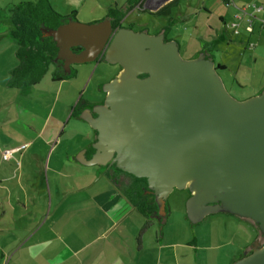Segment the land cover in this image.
<instances>
[{"label":"crops","instance_id":"0c3cea01","mask_svg":"<svg viewBox=\"0 0 264 264\" xmlns=\"http://www.w3.org/2000/svg\"><path fill=\"white\" fill-rule=\"evenodd\" d=\"M80 1L70 13L59 14L77 16L79 8L91 12L104 9L105 17L112 9L123 13L122 20L127 21L125 18L133 11L147 10L162 21L141 20V30L164 33L176 41L179 50H188L183 30L202 43L198 54L203 53L213 62L219 44L225 50L236 51L239 66L247 50L253 64L264 59L259 48L264 47V0H200L197 5L191 0L186 5L185 0H176L167 16L155 12L173 0H157L155 6L141 0V8L137 5L140 0ZM235 16L241 18L237 35L227 27ZM247 19L252 22L250 32L244 29ZM167 21L171 24L169 31L163 27ZM1 22L6 25L4 30ZM10 30L6 15L0 20V264H160L164 247L171 249L174 244H162L161 230L158 235L154 233L149 247L143 240L160 220L153 214L138 242L145 215L107 174L108 166L87 164L94 152V130L88 124L86 130H79L76 124L65 127L69 119L85 122L83 114L74 115L83 97L74 89V76L65 77L54 70L48 82L40 80L21 89L6 84L10 70L18 63L17 45ZM217 64L226 71L225 63ZM58 76L61 79H55ZM228 83L234 88L233 80ZM97 86L95 99L100 92V84ZM72 89L76 92L73 97ZM60 99L66 103L56 108ZM95 99H84L83 103L89 107L96 104ZM5 150L11 153L3 159Z\"/></svg>","mask_w":264,"mask_h":264},{"label":"water","instance_id":"95a60500","mask_svg":"<svg viewBox=\"0 0 264 264\" xmlns=\"http://www.w3.org/2000/svg\"><path fill=\"white\" fill-rule=\"evenodd\" d=\"M47 33L71 63L103 54L121 67L103 84V102L82 115L96 132L87 164L144 178L156 204L187 188L192 223L227 212L264 233V89L237 100L203 53L183 59L163 33L113 28L108 18L68 20ZM73 46L82 50L75 54ZM232 264H264V244Z\"/></svg>","mask_w":264,"mask_h":264},{"label":"rangeland","instance_id":"374dc122","mask_svg":"<svg viewBox=\"0 0 264 264\" xmlns=\"http://www.w3.org/2000/svg\"><path fill=\"white\" fill-rule=\"evenodd\" d=\"M24 1L34 0H0V20L6 18L7 9L10 5ZM186 1L189 0L184 1L185 5ZM80 2V0H49L50 5L58 13H70V9L77 8ZM199 2L200 0H191V3L194 5L199 4ZM138 8L141 7L138 6ZM104 13V9L91 12L87 9L83 11L79 8L74 20L81 23H93L104 19ZM154 18L155 20L157 18L161 23L162 19L160 17L150 16L147 10L137 9L127 15L125 18L127 21H124L123 24L133 22L130 28L135 31L140 29L139 24H141V20ZM1 23L4 30L6 25H4V22ZM167 25L171 24L167 21L163 27L167 28ZM183 27L180 26V29H184ZM169 28H167L168 31ZM153 30V25H151L150 31ZM181 33L185 38V43L188 44V50H179L180 56L183 59L196 57L199 49L203 48L202 43L194 39L193 36H187L186 31L181 30ZM259 48L264 52V47ZM248 51L245 52V61L243 57L244 63L242 62L243 64L240 66L238 65L239 58L236 51L225 50L219 44L213 52L216 66L218 62L225 63L226 71L218 69V73L223 82L226 83V90L237 100L257 95L264 87V80H262L264 79V59L259 58L258 64H253ZM233 54L235 56L231 59L230 57ZM68 57L69 55L66 53H59L57 64L49 66L41 81H51L50 77L54 70L63 75H69L72 72V76L74 77L71 82L77 87H74V89H78V92L83 94L80 102L85 100L93 101L98 88L97 84H100V92L98 93V98L95 99V103H102L105 95L102 92V86L117 76L119 67L109 64L102 59H96L89 63L75 64L71 63L72 60L70 57L68 60ZM229 79L234 81V88L229 87ZM73 93L76 92L72 89L71 97H73ZM65 103V100L60 99L56 104V108H60ZM50 105L53 106L55 103ZM33 121L35 124L37 116L34 117ZM75 124L79 130H86L88 128L87 122L76 121L74 119H69L65 127L68 129L75 126ZM113 173V178L118 184L121 178L125 181L127 180L126 177L128 175L116 173V171ZM190 195L191 192L187 188H174L162 203L157 204V207L163 208L162 212L158 208L155 214L156 220H160V223L154 229H150L143 240L146 246L149 247L151 241H154V236L158 235L161 230L163 236L161 240L162 244L164 246L165 243L174 244V248L171 249H165L164 247L160 256V264H232L235 260L249 253L251 251L250 247L252 245L255 246L256 242L259 246L264 244V233L259 230L258 225L250 219H245L235 214L227 212L210 213L201 221L192 223L188 219L185 210V202ZM165 217H167V221L163 222ZM155 232L156 235H154ZM169 251L172 253L170 256Z\"/></svg>","mask_w":264,"mask_h":264},{"label":"trees","instance_id":"16d2710c","mask_svg":"<svg viewBox=\"0 0 264 264\" xmlns=\"http://www.w3.org/2000/svg\"><path fill=\"white\" fill-rule=\"evenodd\" d=\"M175 4L176 0H173L158 9L155 14L167 16L170 13V8ZM133 5V3L130 4L129 9ZM7 10L11 24L10 36L17 45L15 53L18 63L10 70L6 84L9 87L19 89L30 87L41 80L51 64H57L58 62V46L54 38L47 32L56 29L68 20H74L75 16L73 14L66 16L59 14L50 5L49 0L19 2L10 5ZM122 16L123 13L120 11L109 9L104 19L112 17L114 20H110L111 24L117 26ZM169 26L167 25V28ZM167 28H164V30H168ZM217 67L218 69L224 68L223 66ZM70 75H73L72 72L64 76L68 77ZM55 79H61V77L58 76ZM82 105H84L83 102L79 101L77 103L74 115L82 114ZM92 150H94L93 147ZM104 166H107V164ZM115 171L116 173L128 175L129 178L126 177V181L122 178L119 179V184L113 179L115 183L117 182L120 191L146 217L137 236V241L139 242L140 236L150 225L149 218L156 214L158 210L155 196L147 187L144 178H137L125 173L114 165L107 168L109 176H113Z\"/></svg>","mask_w":264,"mask_h":264},{"label":"flooded vegetation","instance_id":"af4514ba","mask_svg":"<svg viewBox=\"0 0 264 264\" xmlns=\"http://www.w3.org/2000/svg\"><path fill=\"white\" fill-rule=\"evenodd\" d=\"M148 1V3H150V5H153V6H155L156 5V3H157V0H147ZM138 6L139 5H141V0H140V2L137 4ZM109 20H111V21H113L114 19L112 18V17H110L109 18ZM123 20H122V18L119 20V23H118V25L117 26H114L113 24H111V25H113L112 27L113 28H118V27H126V28H130V27H132V24L133 23H128V22H126L125 24H123ZM140 25V29H137V30H135V31H145V30H141L142 29V27H141V24H139ZM146 32V31H145ZM163 35H164V40H169L167 37H166V35L163 33ZM82 49L79 47V46H73V47H71V51L73 52V53H75V54H77V53H79L80 51H81ZM68 60H69V57L67 58ZM96 59H102L103 60V54H101V55H99ZM76 64V63H75ZM113 65H117L118 67H119V69L118 70H120V66L118 65V64H113ZM94 105H92V106H89V107H87L86 105H82V107H81V113L83 114L86 110H92V107H93ZM245 219H248V218H245ZM255 246H259L258 245V243L256 242L255 244H254ZM252 247H254L253 245H252ZM252 247H250V249L252 250ZM251 252V251H250ZM249 252V253H250ZM246 254H248V253H246Z\"/></svg>","mask_w":264,"mask_h":264},{"label":"built area","instance_id":"2783aa9c","mask_svg":"<svg viewBox=\"0 0 264 264\" xmlns=\"http://www.w3.org/2000/svg\"><path fill=\"white\" fill-rule=\"evenodd\" d=\"M240 19H241L240 16H235V19L227 24V27H228V28L232 31V33L235 34V35L239 34V29H240V27H241V25H240V21H239ZM263 24H264V22H263ZM244 29H245L246 31H249V32L252 30V22H251V19H247V22H246V24L244 25ZM10 153H11L10 150H5V151L3 152V154H2L3 159L8 158V157L10 156Z\"/></svg>","mask_w":264,"mask_h":264}]
</instances>
